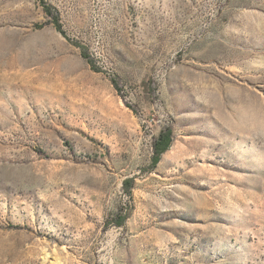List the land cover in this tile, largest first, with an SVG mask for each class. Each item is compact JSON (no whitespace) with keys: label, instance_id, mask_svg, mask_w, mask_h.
Segmentation results:
<instances>
[{"label":"rangeland","instance_id":"obj_1","mask_svg":"<svg viewBox=\"0 0 264 264\" xmlns=\"http://www.w3.org/2000/svg\"><path fill=\"white\" fill-rule=\"evenodd\" d=\"M45 1L0 0V264H264V0Z\"/></svg>","mask_w":264,"mask_h":264},{"label":"trees","instance_id":"obj_2","mask_svg":"<svg viewBox=\"0 0 264 264\" xmlns=\"http://www.w3.org/2000/svg\"><path fill=\"white\" fill-rule=\"evenodd\" d=\"M43 8L45 12L52 18V22L54 23L55 27L60 30L62 33L66 34L62 27V23L60 21L59 16L54 12L53 6L45 0H41ZM81 50L82 56L88 61L91 67L94 70L100 71L99 67L97 66L94 58L91 54L88 53L86 47L82 43H75ZM113 85L115 88L120 91V83L116 77L111 78ZM173 140V131L170 127H167L161 131L159 136L156 138L154 142V155L152 161V168H154L160 161V158L163 153H165L169 147L171 146ZM125 216H119L117 224L122 225L124 223Z\"/></svg>","mask_w":264,"mask_h":264},{"label":"bare ground","instance_id":"obj_3","mask_svg":"<svg viewBox=\"0 0 264 264\" xmlns=\"http://www.w3.org/2000/svg\"><path fill=\"white\" fill-rule=\"evenodd\" d=\"M59 264V263H58Z\"/></svg>","mask_w":264,"mask_h":264}]
</instances>
